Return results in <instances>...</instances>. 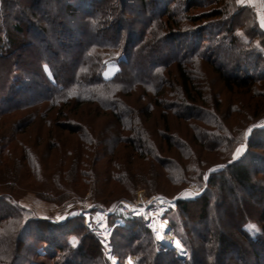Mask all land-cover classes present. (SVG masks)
I'll return each instance as SVG.
<instances>
[{"label": "trees", "instance_id": "trees-1", "mask_svg": "<svg viewBox=\"0 0 264 264\" xmlns=\"http://www.w3.org/2000/svg\"><path fill=\"white\" fill-rule=\"evenodd\" d=\"M136 1L139 8L134 14L139 19L147 15L144 23L145 30L140 34L137 28L131 30L130 24L123 20L125 2L122 0L120 7L114 6V0H0V118L11 116L17 111L28 110L29 115L46 121L45 124L49 127L52 122L50 116L55 114L54 120L56 121L63 117L66 108H70L71 105H74V108H70L71 111L74 110L77 114L81 105L89 104L110 113L106 118L115 120L117 124L113 126L114 132L108 134L114 135L112 142L110 136H103V139L98 142L92 141L89 138L90 128L80 125L79 153L74 161L68 162L63 156L59 157L56 165L49 166L55 172L53 182H58L61 176L68 181L65 175L70 171L75 174L85 169V161L93 151H95V156L101 146H108L112 151L114 143L123 142V136L132 131L135 133L132 138L134 148L127 149L126 153L129 158L136 157L138 164H142L141 161L147 162V159L158 162L161 164V175L171 186L184 184L186 178L201 180L203 171L210 166L201 155L198 156L194 152L186 140L175 134L173 136L176 139L174 151L172 150L173 144L167 138L160 140V151L172 156L168 161H164L159 156V150L152 139L153 135L147 132V128L137 117L139 110L142 112L143 122L149 123L156 108L162 106L160 102L164 96L166 75H173V73H177L179 82L178 86L173 87L175 96L179 98L176 101L177 104L184 108L190 104H200L206 110L203 116L190 114L179 117V119L185 117V120L190 123L191 142L198 146L202 154L215 155L225 162L231 158L230 152L240 133L234 131L235 128L229 129L222 122L223 117L215 112L216 107H212L210 97L204 94L208 92V85L198 74L195 64L207 62L219 76L225 89L229 91L235 88L245 89L251 87L246 84L264 81V75L259 71L264 68L259 62L263 59L262 52L258 48H251L255 55V61L252 62L244 61L245 53H238L240 58H244L238 65L243 70V78L235 76L234 72L237 71L234 70L224 73L218 70V66L211 61L212 59L210 60L200 51L202 47L203 50L209 49L204 45L206 39L202 30L189 28L180 31L179 22L187 20L193 23L195 18L180 16L177 11L169 10V5L174 0ZM208 1L216 2L218 5L224 2V0ZM51 8L53 9L52 14L49 13ZM152 8L157 14H152ZM246 11L254 17L250 7L245 6L240 10L241 13ZM223 12V9L214 11L215 16L217 14L221 16ZM236 14H233L232 18L223 20L221 26H218L220 32L233 36L235 27L233 20L236 19ZM161 16L164 18L159 19ZM122 22L129 24L128 26L126 24L127 35L124 36L120 27ZM254 22L249 31L252 40L256 37L263 38L264 31L260 30ZM68 24H73L74 27ZM135 33L137 39L133 40ZM182 39L185 41L188 39V45ZM93 48L98 49L100 53H92ZM107 51L117 52L116 57L107 59ZM45 66H47V71ZM108 66H114L115 70L112 77L105 78L102 76V71ZM172 67L173 71H171ZM253 67L255 71L259 68L256 76L248 73L252 72ZM133 94L145 99V104L130 106L127 99ZM83 111L86 110L82 107ZM169 112L176 115L174 108ZM159 117L162 121L167 119L165 113L159 114ZM131 119L133 125H130ZM14 127L12 123L7 132L12 134ZM42 128H37L39 133L42 132ZM52 131L50 128L47 132L45 131V137L46 135L53 137ZM164 131H169L167 126ZM219 131L223 133L217 134ZM49 140L51 139L46 138V142ZM4 142L5 146L11 147V150L12 148L22 150L20 158L28 162L27 166L32 174L35 175L46 168L42 163L35 165L34 161L39 160L40 157L29 153L30 149L22 141L18 142L15 138H9ZM256 142L250 141L248 146L252 149L259 148ZM110 151L104 155L110 161L108 170L106 169L104 173L107 178L101 181L102 187L110 181L116 182L123 187L125 192L132 194L139 186L138 184L142 186L151 184L144 173H140L137 183L119 178L118 163L114 158V151ZM176 151L178 159L173 158ZM8 153L9 151L4 149L1 150L0 155L8 157ZM15 160L19 162L17 157ZM3 167L2 172L11 170L7 164ZM256 176L264 177V165L257 166L256 161L227 163L223 169L209 173L207 189L216 188L219 192L226 191L232 195L234 188L240 187L246 189L247 195L253 199L255 192L261 191L264 195V187L257 186ZM230 183L232 186L229 185ZM209 194L211 192L207 191L198 198H179L176 200L175 210H172L185 217L190 205L199 206L195 224L190 230V234H193L196 240L184 241L180 234L175 233L188 251V258L185 260L165 258L156 251L150 250V243L146 242V234L148 235L149 231L143 228L140 218L125 216L123 226L114 227L109 239H112L114 231L123 230L124 232L119 235L120 241L128 244V248L140 256L138 264H226L220 260V256L228 252L236 254L237 259L234 264H264V248L262 249L264 226L261 225L251 234L244 226L246 222L251 223L255 219L244 214L242 220L238 217L235 222V225H238L237 234L246 242L245 246L239 245L240 242L218 228L220 221L208 219L210 203L207 195ZM223 198L221 195L220 201L214 203L219 206L218 209L222 210L223 216L229 219L232 217V212L224 209ZM233 200L241 202V199L234 198ZM101 201V203L109 202L108 200ZM256 204L260 208L261 202ZM257 220L264 224L263 209L259 212ZM171 224L174 227L177 225L173 221ZM214 224L216 227L212 229ZM140 232L146 234L139 236ZM79 241L71 249L76 256L82 255L85 247L82 239ZM143 244H145L144 247ZM210 244L213 245V249L209 248ZM165 252L168 251L165 250ZM238 252H243L242 257ZM39 254L44 253L39 252ZM226 257L228 261H232L230 254ZM84 259L85 255L82 256V260ZM34 262L42 264L38 259Z\"/></svg>", "mask_w": 264, "mask_h": 264}, {"label": "rangeland", "instance_id": "rangeland-1", "mask_svg": "<svg viewBox=\"0 0 264 264\" xmlns=\"http://www.w3.org/2000/svg\"><path fill=\"white\" fill-rule=\"evenodd\" d=\"M122 1L125 2L123 20L130 24L125 22L127 26L131 27V30L137 28L138 34H140L141 31L145 30L144 23L147 20V15H143L139 19L134 14L139 8L136 0ZM113 3L116 7L121 6V0H114ZM245 6L250 7L254 17L247 11L240 12L241 8ZM153 9H151L152 14H157ZM221 9L224 11L221 16H218V14L215 16L214 11ZM260 9H262L264 20V0H244L243 3H237V0H224L221 5H218L216 2H209L208 0H174L169 5V10L177 11V14L180 16L184 15L195 18L193 23L187 20L179 22L180 31L189 28L202 30L203 36L206 39L204 45L209 48L203 50L202 47L200 51L203 55L210 60L212 59L211 61L218 66V70L224 71V73H229L233 70L237 71L234 74L240 78H243L244 73L238 65L241 64L239 62L243 61L244 58H240L241 56L238 53H245L244 61L252 62L253 60L255 61V55L252 53L251 48H258L263 54V59L259 61L260 66L264 67V36L263 38L256 37L252 40L249 32L253 21H255L254 23H256L260 30L264 31V27L261 26L262 19L258 16ZM49 13H53L52 8ZM235 13H237V16L233 20L235 27L233 36L231 37L229 34L220 32L221 30L218 26H221L224 19L232 18ZM126 24L122 22V26L120 25L123 36L127 35ZM68 25L74 27L73 24ZM134 35L135 37L132 38L136 40V33ZM182 41L187 45L189 43L188 39L186 41L182 39ZM91 51L94 54L100 53L96 48H93ZM107 53V59L116 57L117 55V52L114 51H107ZM195 65L198 74L208 85V92L204 94L210 97L212 107H216L215 112L220 117H223L224 120L222 119V122L229 129L235 128L234 131L240 133V136L236 139V143L234 142V148L230 152L231 158L228 161L220 160L219 157L212 154H202L198 146L194 142H191L189 138L192 134V128H189L190 123L185 120V117L182 119H179V117L180 115L188 116L190 114L203 116L206 110L200 104H190L189 106H185V108L177 104L176 101L179 98L175 96L173 88L175 85H179L177 73L166 75L164 96L160 102L162 106L156 108L153 112V116L149 120L151 125L146 121L143 122L142 112L139 110L137 117L141 120L142 125L147 128V132L153 135L152 139L159 150V156L164 161H168L172 156L160 151V140L167 138L173 144V151L174 146H176V139L173 137L175 134L186 140L194 152L198 156L201 155L210 166L203 171L200 177L201 180L186 178L184 184L171 186L164 176L161 175V164L151 159H147V162L141 161L142 164H138L139 162L136 157L129 158L126 151L128 152L127 149L130 147L134 148L132 138L135 133L132 131L124 133L123 142L118 141L113 145L115 147L112 150L114 151L113 155L117 160L119 168L117 175L123 180H131L137 183L140 173H144L148 180L151 181L150 185L142 186L138 184L139 186L135 188L132 194L125 192L123 187L116 182L110 181L105 187H102L101 181L107 178V175L104 173L109 167L108 162L110 161L104 157L110 151L108 146H101L96 156L94 155L95 151L88 155V159L85 161V169L79 170L80 172H76L75 174L73 171L68 172L65 175V179L68 181H65L64 177L61 176L58 178V182H53L55 172L49 166L56 165L59 157L63 156L68 162L74 161L75 156L79 153L78 132L80 125L90 128L91 133L89 138L92 141H101L103 136H110V141L113 140L112 137L114 135L108 134L114 132L113 126H115L116 122L115 120H108L106 118L110 113L95 108V105L83 104L77 114H75L76 112L74 113V110L71 111L70 109L71 107L74 108V105H71L70 108H66L63 117L58 118L56 121L54 120L55 114L54 116H50L52 122L49 127L45 124L46 121L29 115L28 110L17 111L11 116L0 118V154L1 150L5 149V151H9L8 157L0 155V264H37L34 262L37 259L42 264H138L140 256L132 252L128 248V244L120 241L119 235L124 232L123 230L114 231L112 239H109L107 243L100 237V223H105L109 226L111 235L115 227L112 228L114 221L122 219L123 223L121 221L117 222L118 227H121L124 224L125 216L141 219L143 228L147 229L149 234L140 232L138 235L143 236L146 234V242L150 243V250L156 251L159 255L165 256V258L171 257L185 260L188 258V251L175 233L180 234L184 241L196 240L193 234H190V230H192L191 228L195 224L194 221L197 217L199 206L196 204L190 205L188 207L189 212L184 217L180 216L177 212H173L171 209L154 206L151 201L155 198L168 200H177L179 198L194 199L205 194L207 191L211 192V194L207 195L210 203L208 219L220 221L218 228L230 234L234 240L240 242L239 245L245 246V240L237 234L238 225H235V222L238 217L242 220L243 214L254 218L255 221L251 223L246 222L244 226L246 231L251 234L257 231L261 225L264 226V224L257 220L261 209L264 210V195H262L261 191H258V193L255 192L256 195L252 199L247 195V190L240 187L234 188V194L232 195L226 191L224 193L219 192L216 188H211L210 190L207 189V179L210 172L223 169L227 163L235 161L243 163L256 161L257 166L261 167L264 165V81L246 84L251 86L249 88H235L233 91H229L223 87L219 76L207 62H198ZM172 69L173 67L171 71H173ZM114 70V66H108L102 71V76L110 78ZM258 70L259 68L255 71L253 67L252 72L248 73L256 76L260 71L264 75V68ZM127 100L132 107L135 104L141 106L145 104V99L138 98L135 94L131 95ZM217 104L219 105L217 106ZM82 107L86 111L82 112ZM173 108L176 111V115L169 112ZM231 111L235 113L231 114ZM162 113L167 115L165 121H162L159 117V114ZM12 123H14L15 127L12 134H10L7 130ZM130 123V125H133L132 119ZM36 125L37 128L43 127L42 132L39 133ZM166 126L169 129L168 132L164 131ZM49 128L53 130V137L47 135L45 137V133ZM219 133L223 132L219 131L217 134ZM9 138H15L18 142L22 141L30 149L29 153L40 157L39 160L34 161L35 165L37 166V163H42L43 167L47 169L45 168L35 175L32 174L27 166L28 162L26 163V160L20 158L22 150L20 148H12L11 150V147L5 146L4 141ZM46 138L51 140L46 142ZM41 140L43 142L40 143ZM250 141H257L258 143H256L261 149L250 148L248 146ZM136 146H138L137 143ZM238 148H243V150L234 159V154H236ZM173 156L175 159L179 158L177 151ZM16 157L18 158V163L15 160ZM5 164L11 170L2 172L1 170H3ZM255 179H257V186L263 188L264 177L256 176ZM229 185L232 186V183ZM221 195L222 198L224 195V209L232 212V217L229 219L223 216L222 210L218 209L219 206L214 203L215 201H220ZM96 198L97 200H95ZM234 198L241 199V202L239 200L234 201ZM101 200H108L109 202L101 203ZM260 202L261 206L258 208L256 203L259 204ZM120 203L133 206L138 210L140 208L144 210L139 211L136 216L118 213ZM158 220L167 221L170 233L182 245L183 253L181 255H178L173 248L163 245L157 240L154 229L156 228L155 225L158 224ZM172 221L177 224L175 227L171 224ZM215 227V224L212 225V229ZM81 239L85 247L83 248L82 255L76 256L71 249ZM263 242L264 239L262 244ZM197 243H199L198 240ZM31 246L34 248H30ZM144 246L145 244H143ZM212 247L213 245L210 244L209 248ZM165 250L168 252H165ZM37 251L44 254H39ZM238 253H240V256L243 255V252ZM83 254L85 255L84 260H82ZM229 254L232 257V261H228L226 257ZM236 257V254L228 252L221 255L220 260L226 264H234L236 263Z\"/></svg>", "mask_w": 264, "mask_h": 264}, {"label": "bare ground", "instance_id": "bare-ground-1", "mask_svg": "<svg viewBox=\"0 0 264 264\" xmlns=\"http://www.w3.org/2000/svg\"><path fill=\"white\" fill-rule=\"evenodd\" d=\"M156 199L158 200L157 203H155L156 205H160V206H166L167 205L166 203H164V200L162 198H155L154 200H156ZM167 206L169 207V205H167ZM143 210H144L143 208H140L139 211L141 212ZM155 227L156 228L154 229V231H155V235L157 237V240L161 244L167 245V246L173 248L177 252L178 255H181L183 253L182 245H181L180 241L170 233L167 221L158 220V224L155 225ZM100 230H101V235L104 238L109 237L110 229H109V226H107V224L100 223ZM177 244L180 245L179 249L176 246Z\"/></svg>", "mask_w": 264, "mask_h": 264}, {"label": "built area", "instance_id": "built-area-1", "mask_svg": "<svg viewBox=\"0 0 264 264\" xmlns=\"http://www.w3.org/2000/svg\"><path fill=\"white\" fill-rule=\"evenodd\" d=\"M164 203H166L167 205H169V207L166 205V206H160V205H156L155 203H157V199L156 200H153V205L154 206H157V207H160V208H163V209H171V210H175V207H176V199L174 200H168V199H164ZM122 213V214H130L131 216H136L139 212V210L133 206H129L127 204H124V203H120V207L118 208V213ZM137 212V213H136ZM114 213V212H113ZM122 219H116L113 223V226L112 228L115 226V227H118L117 225V222L121 221ZM121 223H123L121 221ZM98 228V227H97ZM99 230V228H98ZM100 231V230H99ZM102 238V240H104L106 243L108 242L109 240V237L108 238H104L102 235L100 236Z\"/></svg>", "mask_w": 264, "mask_h": 264}, {"label": "snow or ice", "instance_id": "snow-or-ice-1", "mask_svg": "<svg viewBox=\"0 0 264 264\" xmlns=\"http://www.w3.org/2000/svg\"><path fill=\"white\" fill-rule=\"evenodd\" d=\"M243 2H244V0H237V3H243ZM261 26L264 27V20L261 21ZM45 70L47 71V66H45ZM246 135H247V133H246ZM242 150H243V148H238L237 149V152H236V154H234V157L233 158L235 159L236 155H239V153ZM176 246H177L178 249L180 248V245L179 244H177Z\"/></svg>", "mask_w": 264, "mask_h": 264}, {"label": "crops", "instance_id": "crops-1", "mask_svg": "<svg viewBox=\"0 0 264 264\" xmlns=\"http://www.w3.org/2000/svg\"><path fill=\"white\" fill-rule=\"evenodd\" d=\"M251 6H253L252 4H251ZM263 12H262V9H260L259 10V13H258V16L263 20Z\"/></svg>", "mask_w": 264, "mask_h": 264}, {"label": "water", "instance_id": "water-1", "mask_svg": "<svg viewBox=\"0 0 264 264\" xmlns=\"http://www.w3.org/2000/svg\"><path fill=\"white\" fill-rule=\"evenodd\" d=\"M169 247V246H168ZM171 248V247H170Z\"/></svg>", "mask_w": 264, "mask_h": 264}]
</instances>
